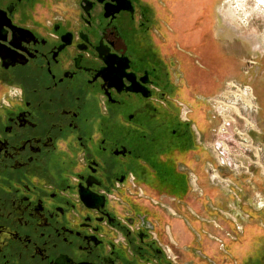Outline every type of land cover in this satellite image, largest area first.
Wrapping results in <instances>:
<instances>
[{"label": "flooded vegetation", "instance_id": "1", "mask_svg": "<svg viewBox=\"0 0 264 264\" xmlns=\"http://www.w3.org/2000/svg\"><path fill=\"white\" fill-rule=\"evenodd\" d=\"M153 8L0 0V264L173 263L142 186L162 188L169 155L193 143L179 95L195 68ZM130 103L131 115L119 111ZM156 129L172 140L162 146ZM133 132L153 135L149 158L119 144ZM102 153L125 161L107 173ZM81 193L103 200L91 207Z\"/></svg>", "mask_w": 264, "mask_h": 264}, {"label": "crops", "instance_id": "2", "mask_svg": "<svg viewBox=\"0 0 264 264\" xmlns=\"http://www.w3.org/2000/svg\"><path fill=\"white\" fill-rule=\"evenodd\" d=\"M212 7L186 4L183 9L187 14L194 12L196 16L190 19L180 17L182 25L192 27L188 30H178L171 23L172 34L179 36L178 46L184 53L185 63L188 61L195 68L193 75L185 71L187 84L183 92L187 94L191 89L206 88L208 83L210 87L218 88L222 80L218 73L207 75L209 71L204 69V66H218V60L227 59L222 55L207 56L204 51L207 43L213 47V43L219 41V35L212 36L210 30L203 29L213 25L209 16L202 19V13L209 14ZM196 10L200 11L198 17ZM183 11L181 9L179 13L183 14ZM235 66L232 62V72H235ZM226 67L229 69L228 64ZM242 72L249 77L250 72ZM209 99L211 96L193 99L188 95L181 107L187 106L190 115L194 112L191 115L195 125L192 126L193 143L186 142L179 154L169 155V174L162 188L155 183L142 186L144 200L158 212V217L154 218L160 221L165 253L173 259L170 264H209L208 261L215 264H264V168L251 166L249 162L246 164L242 159V166L246 164L248 168L243 169L241 177L240 167L227 172L228 169L217 165L212 143L220 135L215 131ZM197 110L201 113L199 120ZM251 137L259 141L257 144L264 145V132L254 133ZM234 157L237 161L236 154ZM176 161L183 167L181 175L172 172V162Z\"/></svg>", "mask_w": 264, "mask_h": 264}, {"label": "rangeland", "instance_id": "3", "mask_svg": "<svg viewBox=\"0 0 264 264\" xmlns=\"http://www.w3.org/2000/svg\"><path fill=\"white\" fill-rule=\"evenodd\" d=\"M142 1L144 4L147 3L151 8L154 7L153 10L156 17L160 18L164 12V15L171 19V23L178 30L184 28L188 30L192 28L188 25H182V20H180L181 22L179 21L180 17L186 19L196 17L194 16V12L191 13V15H188L186 9H183L186 4L199 8L202 4L205 6L213 5L209 14L202 13V19L209 16L210 19L213 20V25L203 27V29L204 31L210 30L212 36L217 37L219 35V37H217L219 41L214 42L213 47H211V43H207V48L204 51L207 56L215 57L222 55L229 59V61H226L227 59L223 61L218 60V66L215 64L213 68L204 66V69L205 71H209L207 75L211 72L213 75L218 73L222 80L218 84V88L210 87L211 85L208 83L206 88L191 89L188 92L189 94L182 91V93L178 95L181 99L184 98L185 101H187L188 95H191L193 98H198L199 96H211V99H209L211 101L213 98H217L223 94L226 95L228 99H232V94L240 92L239 96H237L238 101H231L232 105H228L226 102L222 104L224 111L221 118L217 116L216 112H210L212 114L211 117L214 120V124H216L215 131L218 135H220L219 138H215V141L212 143V147L220 142L223 143L225 147L228 146L231 151V147H233L238 158L236 162L237 165L242 166V159L248 163L250 160L247 159V157L250 158L251 155L245 153V147H247L245 139L251 142L253 141L255 147L260 146L263 148V146L257 144L259 141L252 139L251 135L254 133L261 134L264 132V0ZM181 9L185 11L182 12L183 14L179 13ZM197 11L198 10H196V12ZM160 12L162 13L161 16L158 14ZM199 12L200 11H198L197 17L199 16ZM217 12L219 13L218 15ZM162 17L160 19H162ZM173 38L171 39L172 46L175 42V44H178L177 39L175 38V41ZM232 58L234 61H232ZM232 62L236 64L235 72L231 71ZM226 64L229 65V69L226 67ZM242 71H248V73L250 72L249 77H245ZM174 78L176 80L178 79L177 77ZM243 87H248L247 90H252V94L247 96V92H245V88ZM136 107L137 105L135 103H130L120 108L119 111L124 115H131L133 109ZM177 107L179 108V106ZM250 107H252V109H250ZM188 110L190 109L187 106L184 109L180 107L182 119H188V116L190 115L188 114ZM200 118H198V120ZM232 120H234L233 123L231 122ZM142 122L144 123L143 129L146 132L148 126H146L145 121ZM226 122H229L230 125L229 127H226L227 133L222 134L220 131L223 124ZM145 132L144 134L142 132H133L130 135L122 133L121 136H118L119 144L127 147L129 151L131 150L133 157L137 156L142 159H147L149 158V148L154 145L149 143V140L153 137V135L151 137L149 136V139L148 137L143 140L141 139L142 136L146 135ZM155 137L159 139L162 146H165L172 140L169 133L162 132L159 129H156ZM229 145L231 147H229ZM102 155V168L107 173L111 171L114 164H123L125 161L123 158L116 159L106 153H102ZM239 158H241V162L239 161ZM251 160H253V157H251ZM242 167L240 168L242 169ZM130 168L132 171L135 170L133 166ZM225 169L227 170V168ZM228 171L229 169L227 172ZM240 171L241 177H243V169Z\"/></svg>", "mask_w": 264, "mask_h": 264}, {"label": "built area", "instance_id": "4", "mask_svg": "<svg viewBox=\"0 0 264 264\" xmlns=\"http://www.w3.org/2000/svg\"><path fill=\"white\" fill-rule=\"evenodd\" d=\"M245 88V92H247V96H250V94H252V90H247L248 87H243ZM251 91V92H250ZM250 92V93H249ZM240 93V92H239ZM239 93L237 94H232L231 98L232 99H228L226 97V95H221L218 96L217 98H213L211 101H208V105L210 106L211 110L216 112L217 116L221 118V115L223 114L224 109L222 108V104L224 102L228 103V105H232L233 100L238 101L237 96H239ZM231 94V92H230ZM246 95V94H244ZM250 109H252V107H250ZM255 109V108H254ZM186 114V113H184ZM232 123L234 122V120L231 121ZM229 122H226L225 124H223L222 128H221V133L222 134H226L227 130L226 127H229ZM245 141L247 142V147H245V153L246 154H250L251 157H253V160H251V157H247V159H249V163L251 166H256L259 168H264V162H263V158H264V145L263 144H258L263 146H254V142L249 141L247 139H245ZM229 147H231L229 145ZM213 148V152L215 154V159H216V163L219 167L221 168H227V169H236V166L238 167H242L237 165V161L235 160L234 154H235V150L233 149V147H231L232 151L229 150L228 146L225 147V145L223 143H217ZM253 152V153H252ZM248 164V163H246ZM242 167V169H246L248 168V165H246Z\"/></svg>", "mask_w": 264, "mask_h": 264}, {"label": "water", "instance_id": "5", "mask_svg": "<svg viewBox=\"0 0 264 264\" xmlns=\"http://www.w3.org/2000/svg\"><path fill=\"white\" fill-rule=\"evenodd\" d=\"M81 199L83 202L90 203L91 207L98 206L99 204H101L103 200V198L101 197H93L90 196V194H84V193H81Z\"/></svg>", "mask_w": 264, "mask_h": 264}]
</instances>
